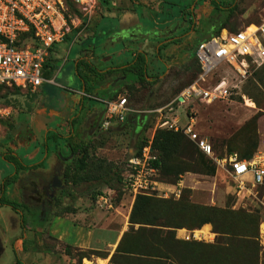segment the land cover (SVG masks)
Wrapping results in <instances>:
<instances>
[{"label": "rangeland", "instance_id": "obj_1", "mask_svg": "<svg viewBox=\"0 0 264 264\" xmlns=\"http://www.w3.org/2000/svg\"><path fill=\"white\" fill-rule=\"evenodd\" d=\"M219 1L220 8L229 3ZM62 2L68 18L75 20L73 31L77 37L76 43L68 39L59 44L63 52L56 73L59 79L71 77L73 88L79 90L73 67L79 54L88 48L86 43L80 42L84 39L93 38L99 67L114 48H122L114 47L108 41L118 35L127 41V47L142 48L151 62L158 65L170 62V69L154 67L153 82L143 85L134 82L132 88L125 79L120 87V82L109 85L107 90H112L113 98L126 97L133 110L125 123L114 122L107 131L91 136L87 118L83 120L72 141L84 140L90 145L92 157L108 162L106 169L94 174L107 172L106 176L73 183L70 176H65L73 172L72 155L68 167L57 176L63 188L56 189L53 201L43 195L37 198L39 204L32 206L26 202L28 196L24 197L20 188L30 187L31 190L30 184L23 179L36 176L32 169L21 173L13 187L10 185L11 192L7 194L12 193L9 199L15 200L19 211L25 214L27 230L25 228L24 235L21 218L11 207L0 206V264H16V249L21 264H264V187L254 186L249 180L242 184V179L234 177L221 163V155L237 154L248 160L264 152V66L249 75L228 100L213 104L192 101L185 105L176 101L197 76V42L216 18L215 13L207 17L206 8L214 9L217 4L211 0ZM222 15L220 23L227 22L229 28L236 30L244 28L264 17V0H237L236 5ZM167 36H172V41L158 48L159 40ZM147 37L151 40L145 46ZM132 38H136L137 44L130 43ZM129 52L123 57H128ZM185 55L192 59H184ZM226 74L234 76L229 67L223 66L216 70L214 80ZM57 85V82L52 84L55 96L49 98L54 106L59 105L64 93ZM21 96L14 90L0 91V189L3 179L15 173V166L1 156L12 152L26 164H32L37 160L29 154L35 145L40 146L43 142L44 133L37 132L36 143L18 144L24 136L19 138L11 129L17 127V113L12 110L8 113L4 109L18 103ZM160 109H165L164 113L172 117L178 116L182 123L187 122V115H192L197 131L212 144L213 155H203L182 135L178 153L164 161L160 173V187L164 190L153 193L145 209L131 220L136 199L124 192L118 178L128 159L140 153L142 140L155 133ZM29 116L24 113L22 120L29 122ZM57 122L60 124L61 120L50 123ZM148 124L152 127L147 128ZM52 174L47 178L51 179ZM110 190L115 192L114 208L99 207V195L108 194ZM78 196L82 197L81 211L86 209L88 213V219L78 223L115 236L125 228L123 235L126 233V238L120 248L121 240L115 248L77 246L88 242L89 232L70 219L56 218H70L74 211L70 202ZM6 198L5 192L2 194L1 191L0 204ZM43 206V224L33 223L34 215L43 217ZM47 230L56 231L57 235ZM173 252L179 260L169 259Z\"/></svg>", "mask_w": 264, "mask_h": 264}, {"label": "built area", "instance_id": "obj_2", "mask_svg": "<svg viewBox=\"0 0 264 264\" xmlns=\"http://www.w3.org/2000/svg\"><path fill=\"white\" fill-rule=\"evenodd\" d=\"M68 17L62 0H0V88L27 93L50 82L45 78V66L52 50L68 39L76 43L75 20ZM196 60L201 72L176 98L178 104H213L230 99L255 69L264 66V17L244 28L233 32L224 29L201 41L196 48ZM223 66L229 67L234 76L226 74L214 80L216 70ZM102 101L106 106L102 130H107L113 121L125 123L133 111L124 96ZM164 110L157 111L160 117L155 129L183 133L204 155H213L212 144L197 131L192 115H187V122L182 123L178 116L172 117ZM151 144L150 139L138 155L131 156L123 171V190L133 199L164 190L160 187V169L154 164L158 158ZM221 163L234 177L242 179V184L249 180L254 186L264 187V152L250 160L240 159L237 154L225 156ZM114 194L110 190L99 195L97 205L113 209Z\"/></svg>", "mask_w": 264, "mask_h": 264}, {"label": "crops", "instance_id": "obj_3", "mask_svg": "<svg viewBox=\"0 0 264 264\" xmlns=\"http://www.w3.org/2000/svg\"><path fill=\"white\" fill-rule=\"evenodd\" d=\"M211 11H212V8L210 9L206 8V12L210 13ZM208 34L209 32L206 31L203 35H200L197 45ZM92 39L93 38L84 39L80 41L82 43H86L88 48L84 50L83 52H81V54H79L78 58L74 62L73 72H74L75 77L78 80L79 90L72 87L71 85L72 83L70 81L71 77L59 79L60 76L56 72H57L58 65H59V58L61 56V52L63 51L60 49L59 45H56L54 49L52 50L49 60L45 66V78L49 80L50 82H47V81L44 82L34 92L30 91V92L24 93V92L17 91L16 93H20L22 95L21 96L22 99H20L18 103H13V105L11 106L9 105L4 109L8 113H11V110L17 113V117H16L17 127L13 126L11 129H14L16 131V136H18L19 138L20 136H24V140L21 142H18V144L21 145V143H23L22 144L23 146L25 143L29 145L36 143L37 142L36 133L37 132L38 133L41 132L42 134L44 133L42 137L43 138L42 145L40 144V146H37L34 144L35 147L33 151L29 154L31 158H33L34 160H37L35 163L26 164L24 160L18 156L22 160L23 164L28 168H26L25 170H20L19 172H17L15 169V173L12 175L15 177V181L14 183L10 184L12 185V187L14 186L16 182H18L19 180L18 176L24 171H28L32 169V172L36 175L48 176L50 175L51 172H54L55 170L59 169V167H62L63 169H65L67 164L70 163L69 161L72 157V154H70L68 157L65 156V154L70 153V147L67 141L74 139L75 134H77L78 129L79 127H81L84 119L87 118L88 125L90 126L93 119L98 118V117L99 119L101 118L102 113L105 112V108H106L105 103L102 100L109 99L108 97H106V95L104 94L102 95V92L104 90H107L109 85L111 84L112 86H115L117 82H120L118 84V87H120L121 84H123L125 76H121V74H119L116 77V79L112 80L113 82L111 81L105 86L99 87L100 89L96 87L94 90L89 92L91 94L88 95L87 93H85V86L83 82L80 80V78L76 74V65L78 61L87 60L97 69L105 71L109 68L124 67L125 65H127L128 63H131L134 60L138 52H144L142 48L133 50L132 48L127 47V44H126L127 41H125L120 36L116 35V36L108 38L109 39L108 41L114 47L115 45H117L118 47L122 46V48H117V49L114 48L115 50L110 52L108 56L104 57L102 66L99 67L97 65L98 63H96V60H95L96 58H95L94 44L92 42ZM150 40L151 39L148 37L145 38V41H144L145 46H146V43ZM130 41H131L130 43L132 44H135V43L137 44L136 38H132V40ZM171 41H172V36H169V37L167 36L166 38H164V40L162 39L159 40L158 48L164 45L167 46ZM128 51H130L128 53V57L126 55L123 57V54ZM146 56H147V74L149 76L148 78L149 82H153L154 67L155 68L163 67L164 70L170 69V65H169L170 62H166V63L158 65L150 61L148 53H146ZM183 58L192 59L186 55ZM161 61L163 60L161 59ZM196 63L199 68L197 60H196ZM59 80H61V82H58ZM56 82L58 83L57 86L60 89L62 88L64 93H63V98L61 99L59 105L54 106L53 104H51L49 98L55 96L53 92L54 88L51 86L53 83H56ZM90 83L91 82H89V84ZM5 89H9V88H5ZM24 113H28L30 115L29 122H25L24 120H22V116ZM58 119L61 120L60 124H58V122L55 124L50 123V122L58 121ZM114 122L115 121H113L112 123L114 124ZM112 123L111 125H113ZM61 129H64V130H61ZM67 132L69 133L68 135H67ZM9 136L11 135L9 134ZM153 136H154V133L152 137ZM1 157L4 159V156H1ZM34 165H39V166L37 168H32ZM34 177H31L28 180H31ZM6 178L3 179V182ZM10 185L9 187L7 186L4 191L8 197L6 198L7 200H10L9 198H12L11 197L12 193L10 195L7 194L11 192ZM1 188H2V185H1ZM1 191L2 190L0 189V194H1ZM80 200H82V197L80 196H78L77 198H73L71 200L70 203L73 205L74 211L70 213V218L57 217L56 219H59V220L60 219L61 220L70 219L78 227L84 228L89 232L90 239L88 240V242L86 244H79L77 246L84 247V248H90V247L104 248V249H107L109 247L115 248L117 243L121 240V237L124 233L125 228L119 231L116 236L114 235V233L103 231V229L94 228V230H91V229L86 228L83 224L78 223V221L83 220V222H85L88 219L87 210L83 209L84 212L81 211L82 209H81ZM10 201L15 202V200H12V199ZM96 231L98 232L97 237L95 236V233H97ZM93 232H94V235H93ZM49 233L57 235L56 231L54 232L51 231ZM58 237L64 241V239L61 236L58 235ZM113 237H115L114 240H113Z\"/></svg>", "mask_w": 264, "mask_h": 264}, {"label": "trees", "instance_id": "obj_4", "mask_svg": "<svg viewBox=\"0 0 264 264\" xmlns=\"http://www.w3.org/2000/svg\"><path fill=\"white\" fill-rule=\"evenodd\" d=\"M224 29H227L231 32L236 31V28H231V27L229 28V24L227 22H224V23H221L212 33L219 34ZM259 69L260 68L255 69L252 72V74L256 73V71ZM200 72H201V68L199 66L197 76L199 75ZM76 74L80 78V80L83 82L85 86V93H87L88 95L91 94L89 92L94 90L96 87L98 88L103 87L109 82H111L112 80H114L119 74H121V76H125L126 83L130 85L129 88H132L134 82H137L141 85L148 82L149 76L147 74V56H146V53L144 52H138L134 60L131 63H128L124 67L109 68L105 71L97 69L87 60H80L78 61L76 65ZM128 77H130V79ZM89 82L91 83L89 84ZM5 88H8V87H2L0 88V91L1 90H14L15 92L17 91L20 92L16 88H9V89H5ZM111 91L112 90H104L102 92V95L104 94L109 99H113L114 95L111 94ZM151 127H152L151 124L147 125V128H151ZM182 135L185 138H187L183 133L174 132V131H170V130L163 129V128H157L155 129V133L153 137L142 140L140 151L142 147L145 144H147V142L151 139L152 141L151 147L158 158L157 161L154 162V164L158 166V168L160 169V173H162L164 161L171 159L175 154L178 153L180 145H181L180 138ZM72 140L73 139L68 140L67 143L70 147V153L73 155V158L71 159V163L73 166L72 168L73 172L70 174L69 173L65 174V176L67 177L70 176L73 183L75 184L87 182L89 180H96L100 176H102L100 178H103L104 176H106L108 174L107 172L104 175H101V174L94 175V174L95 172L101 173L103 169H106L108 167V162L105 160L95 159L94 157H92L91 152H90V145L86 143L84 140H80L78 143H75ZM190 142L193 143L192 141ZM225 156H229V155H221V157L223 158ZM239 158L243 159L241 157ZM4 160L12 163L15 166V169L17 172L28 168L23 164L22 160L18 156H15L12 154H6L4 155ZM38 166L39 165H34L32 168H37ZM123 171H122L121 177L118 178L121 185H122V179H123ZM14 181H15L14 176H8L4 180L2 184V188H1L2 194L4 193L6 187L14 183ZM151 196L152 195H138L136 197L134 209L131 214V220H133V218L136 216L138 212H141L145 209V204L149 202L148 200H149V197ZM0 206H10L15 212L18 213V210L16 208L18 207V205L16 202L4 199L2 204H0ZM32 222L43 224L41 221V216H36V215H34ZM125 238H126V233L123 235L121 239L119 248L123 244ZM158 259H161V258H158ZM169 259L171 260L173 259L174 261L179 260L178 258H176V255L174 252L169 254ZM19 262L20 261L18 259V264H20Z\"/></svg>", "mask_w": 264, "mask_h": 264}, {"label": "flooded vegetation", "instance_id": "obj_5", "mask_svg": "<svg viewBox=\"0 0 264 264\" xmlns=\"http://www.w3.org/2000/svg\"><path fill=\"white\" fill-rule=\"evenodd\" d=\"M211 1L215 2V4H217V6L214 9H212V11L209 13V15H207V17H208V16H211L212 13L216 14V18L213 21H211L210 27L208 28V32L209 33H212L220 25V21L219 20H221L220 19L221 15L229 12L230 9H232L236 5V2H237V0H227L229 3L227 5H225L224 7L220 8L221 5H219V3H220L219 0H211ZM217 9H219V10H217ZM103 117H104V115H103ZM103 117H102V119H103ZM102 119L100 120L99 117L93 119V121H92V123L90 125V134L89 135L94 136V134L105 132V131H107L110 128L109 127L107 130H102L101 129ZM63 170L64 169L62 167H59V169H57V170H55L53 172V174L51 175V179L47 178V176H44V175H36L31 180H28V179L24 178L23 179L24 182L27 183L28 185L30 184V186H31V190L29 189L30 187L21 186V188H20L21 191H22V195H24V197H26V195L28 196L26 198V202L30 203V205H32V206H33V203L39 204L37 202V198H40V196H43V195L48 197L49 201H53L54 198L56 197V189L57 188H63V186L61 185L60 182H59L60 184H59L58 187L54 186L55 178L58 180L57 176L62 174ZM16 208L18 210V213L15 212L13 209L12 210L17 215L20 216V218H21V226H22L23 233H24L25 228H26V217H25V214L22 211H19V209H18L19 207H16ZM26 209L29 211L28 207H26ZM42 212H43V214H42L43 217L41 216V221H42V218H44V213H45L44 212V206L42 207ZM25 243H26V241H25ZM23 249H24V247L22 248V250ZM15 254H16V257H17L16 264H18V259L20 261L19 263L21 264L22 261H21L20 255L18 253V249L15 250Z\"/></svg>", "mask_w": 264, "mask_h": 264}, {"label": "water", "instance_id": "obj_6", "mask_svg": "<svg viewBox=\"0 0 264 264\" xmlns=\"http://www.w3.org/2000/svg\"><path fill=\"white\" fill-rule=\"evenodd\" d=\"M212 35H213V33H209L203 40L210 38ZM203 40H201V41H203ZM103 114H104V112L102 113V116H103ZM102 116H101L100 120L102 119ZM59 184H60L59 181L55 178L54 186L58 187Z\"/></svg>", "mask_w": 264, "mask_h": 264}]
</instances>
